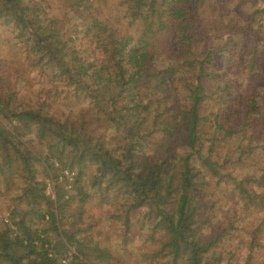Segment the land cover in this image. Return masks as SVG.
Returning <instances> with one entry per match:
<instances>
[{"label": "trees", "instance_id": "trees-1", "mask_svg": "<svg viewBox=\"0 0 264 264\" xmlns=\"http://www.w3.org/2000/svg\"><path fill=\"white\" fill-rule=\"evenodd\" d=\"M0 29V264H264V0H0Z\"/></svg>", "mask_w": 264, "mask_h": 264}, {"label": "rangeland", "instance_id": "rangeland-1", "mask_svg": "<svg viewBox=\"0 0 264 264\" xmlns=\"http://www.w3.org/2000/svg\"><path fill=\"white\" fill-rule=\"evenodd\" d=\"M10 37L11 36H10V34L7 31L0 29V58L1 59H5V58H7V59L8 58L9 59H15L16 58L15 51H13L12 49L8 50V48L10 47V45H9ZM3 70L8 72L9 74H12V72H11V70L9 68H8V70L7 69H3ZM255 161H256V157H255ZM0 163H1V159H0ZM239 170L241 172H243V169L240 168ZM10 185H11L10 182H7L6 186L4 188L5 189L4 191H6L7 189H8V191L13 190L14 186H10ZM249 185L252 186L251 188L253 189L254 192H256V186H255L256 184L253 185L252 183H249ZM1 194H2V190L0 192V195ZM92 207L96 208V209H99V205L98 204H94V205H92ZM100 211H101V209L96 211V212L99 213ZM260 214L263 215V218L262 217L261 218H262V220H264V212H260ZM246 218H247V222H249V220H250V223H249L250 224V228L252 226V223L256 224V213L253 216H251V217L247 216ZM246 225H248V224H246ZM246 225H245V228H247ZM105 232H106L105 229L102 230L103 234H105ZM108 242L111 243V244H114L116 242V239H115L113 234L109 235ZM136 242L139 244V240L136 239ZM136 254H137V252H135L134 250L133 251H129L127 253L126 257H125L127 262L130 263V264H134L136 262V258H137Z\"/></svg>", "mask_w": 264, "mask_h": 264}]
</instances>
